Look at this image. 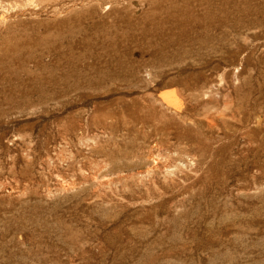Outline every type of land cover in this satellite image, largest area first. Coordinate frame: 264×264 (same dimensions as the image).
Masks as SVG:
<instances>
[{"label":"rangeland","instance_id":"obj_1","mask_svg":"<svg viewBox=\"0 0 264 264\" xmlns=\"http://www.w3.org/2000/svg\"><path fill=\"white\" fill-rule=\"evenodd\" d=\"M0 13V264H264V0Z\"/></svg>","mask_w":264,"mask_h":264},{"label":"bare ground","instance_id":"obj_2","mask_svg":"<svg viewBox=\"0 0 264 264\" xmlns=\"http://www.w3.org/2000/svg\"><path fill=\"white\" fill-rule=\"evenodd\" d=\"M4 16V15H3ZM167 90V89H166ZM169 90H171V89H169ZM173 91V90H172ZM164 92V91H163ZM173 92H175V91H173ZM162 95H164V98L165 99H167V100H172V99H174L173 97V95H172V93H171V91H165ZM175 95V94H174ZM177 97V96H176ZM173 102H176L177 103V101L175 100V101H173Z\"/></svg>","mask_w":264,"mask_h":264},{"label":"water","instance_id":"obj_3","mask_svg":"<svg viewBox=\"0 0 264 264\" xmlns=\"http://www.w3.org/2000/svg\"><path fill=\"white\" fill-rule=\"evenodd\" d=\"M0 17H2V13H0Z\"/></svg>","mask_w":264,"mask_h":264}]
</instances>
